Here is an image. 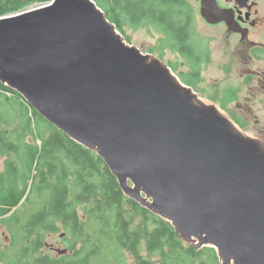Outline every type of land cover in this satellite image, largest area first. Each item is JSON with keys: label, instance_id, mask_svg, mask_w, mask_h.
<instances>
[{"label": "water", "instance_id": "water-1", "mask_svg": "<svg viewBox=\"0 0 264 264\" xmlns=\"http://www.w3.org/2000/svg\"><path fill=\"white\" fill-rule=\"evenodd\" d=\"M114 25L93 0L0 17V82L198 250L264 264V147Z\"/></svg>", "mask_w": 264, "mask_h": 264}, {"label": "trees", "instance_id": "trees-1", "mask_svg": "<svg viewBox=\"0 0 264 264\" xmlns=\"http://www.w3.org/2000/svg\"><path fill=\"white\" fill-rule=\"evenodd\" d=\"M51 1L0 0V17L32 3ZM93 1L119 28L154 26L162 35L161 47L169 48L188 63L190 73L181 77L186 85L193 86L202 65L211 61L209 54L198 50L193 33L194 16L185 0ZM14 100L21 108H14ZM36 116L46 120L23 96L0 82V126L3 122L12 126L20 118L15 129L0 130V155L19 154V160L8 161L0 168V217L7 213L20 215L23 209L51 212L48 218L54 220L53 227L58 231L60 225L67 233L66 242L73 251L65 264H89L98 255L106 260L109 256L103 254L105 250L128 254L135 264H222L215 248L198 250L169 221L126 195L97 152L69 138L47 120L51 127L43 135H36L32 121ZM31 136L35 142L29 140ZM20 165L27 172L25 184L20 182ZM16 214L6 223L16 245L7 250L6 259L0 255L2 261L63 264L49 256H33L40 252L41 244L32 240L36 227L26 219L34 215Z\"/></svg>", "mask_w": 264, "mask_h": 264}, {"label": "flooded vegetation", "instance_id": "flooded-vegetation-1", "mask_svg": "<svg viewBox=\"0 0 264 264\" xmlns=\"http://www.w3.org/2000/svg\"><path fill=\"white\" fill-rule=\"evenodd\" d=\"M185 1L193 16H199L203 28L208 30V42L196 41L198 50L209 54L210 58L217 51L222 52L225 57L224 72L230 76L229 82H232L223 94L226 112L240 129L264 144V0ZM203 9L205 15L213 21L204 17ZM4 167L5 164L0 168ZM14 214L16 213L1 216L0 222L9 223ZM33 215L26 222L36 227L32 240L41 244L40 252L33 256H49L52 260L65 264L66 260L63 258L73 254L66 242L67 233L60 225H57L56 231L53 227L54 220L48 218L52 215L51 212ZM60 232L61 239L50 243ZM6 234V231L2 232L6 242L0 243V255L4 259L6 250H12L16 245L13 235L9 232L11 237L7 238ZM62 247L67 248L66 254H60ZM0 264H5L1 258Z\"/></svg>", "mask_w": 264, "mask_h": 264}, {"label": "rangeland", "instance_id": "rangeland-1", "mask_svg": "<svg viewBox=\"0 0 264 264\" xmlns=\"http://www.w3.org/2000/svg\"><path fill=\"white\" fill-rule=\"evenodd\" d=\"M41 4H35L32 3L30 5H26V7H22L24 9H21L17 11L16 13H23L30 9H33L36 6H39ZM13 13V14H16ZM12 15V14H10ZM117 32L121 35L125 43L130 45L131 47H135L139 49L142 54L148 56L151 59L156 60L160 65L164 66L170 74L176 78L179 82H181L185 87L190 89L194 94L200 98L199 100L207 105H213L216 106L218 111L225 115L227 118H230L228 112H226V104L223 98L224 90L228 85H230L232 82L230 81V76L224 72L223 63L225 61V57L222 52H215L214 55L210 58V62L203 64L201 67L200 76L197 79V82L193 85H186L181 77L183 75H189V65L185 62V60L178 54L171 51L169 48L163 49L161 47V40L162 35L161 33L152 25L149 26H141L139 28H119L116 25H114ZM206 32L208 30L206 28H203V24L199 18V16L195 15L193 20V33H194V40L197 42H208V37L206 35ZM15 99L18 100V97H15ZM17 100L12 101L14 108L18 109L21 108L20 105L16 102ZM33 126L35 129L36 135L40 134L43 135V133L51 127L48 122L44 119H42L39 116H36L33 118ZM232 121V120H231ZM16 123L12 126H10L7 122H3L0 126V130L7 129V131L15 129L18 125H20V118H18ZM233 122V121H232ZM234 128L237 129V125L232 123ZM237 126V127H236ZM239 128V127H238ZM240 129V128H239ZM243 133L244 130L240 129ZM239 131V130H238ZM248 136H252V134L248 133ZM18 138V135L16 136ZM15 138V139H16ZM255 138L256 137H251ZM31 142H35V138L33 136L29 139ZM258 140V139H257ZM262 143V142H261ZM19 160V154L16 152V154L12 155H0V167H2L6 162L8 161H17ZM20 182L25 184L27 172L25 168L20 165ZM30 189L32 185V180L29 181ZM148 202V201H146ZM36 203V202H34ZM21 207L19 208V210ZM16 211V210H14ZM21 216L27 215L29 212H32V210L28 211L27 209H23L19 211ZM82 214V212H81ZM3 226V227H2ZM6 231V237H11L6 223L0 222V243H5L6 240L3 238L2 232ZM60 234H57L56 237H54L52 241L57 242L60 240ZM7 248V247H6ZM205 248V247H204ZM67 248H61V250H65ZM203 249V248H202ZM142 251L145 253V247L142 245ZM8 253V251L6 250ZM104 255H108L109 257L104 260L101 255H98L95 258H91V261L89 264H135V260L128 254H123L121 251L117 250H105L103 252ZM70 256V255H69ZM120 256V258H118ZM66 261H69V257L64 258ZM155 262H158V257H155Z\"/></svg>", "mask_w": 264, "mask_h": 264}, {"label": "bare ground", "instance_id": "bare-ground-1", "mask_svg": "<svg viewBox=\"0 0 264 264\" xmlns=\"http://www.w3.org/2000/svg\"><path fill=\"white\" fill-rule=\"evenodd\" d=\"M192 95H194L193 93H192ZM200 98H198V97H196L194 100H193V103H198L199 105H205L204 103L203 104H201L202 102L199 100ZM207 105V104H206ZM205 105V106H206ZM215 110H216V112L217 113H219L218 111H217V109L215 108ZM239 133V132H238ZM240 134V133H239ZM258 143L260 144V146L261 147H264V144L263 143H261L260 141H258Z\"/></svg>", "mask_w": 264, "mask_h": 264}]
</instances>
